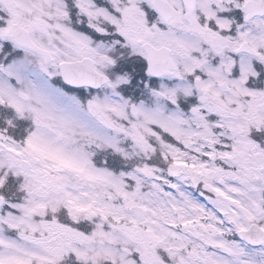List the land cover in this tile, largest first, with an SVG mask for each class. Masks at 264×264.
Returning a JSON list of instances; mask_svg holds the SVG:
<instances>
[{
  "label": "snow or ice",
  "instance_id": "snow-or-ice-1",
  "mask_svg": "<svg viewBox=\"0 0 264 264\" xmlns=\"http://www.w3.org/2000/svg\"><path fill=\"white\" fill-rule=\"evenodd\" d=\"M0 264H264V0H0Z\"/></svg>",
  "mask_w": 264,
  "mask_h": 264
}]
</instances>
